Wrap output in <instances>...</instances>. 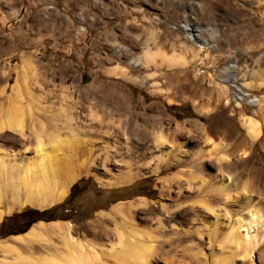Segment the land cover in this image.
I'll use <instances>...</instances> for the list:
<instances>
[{
    "label": "rangeland",
    "instance_id": "1",
    "mask_svg": "<svg viewBox=\"0 0 264 264\" xmlns=\"http://www.w3.org/2000/svg\"><path fill=\"white\" fill-rule=\"evenodd\" d=\"M223 5L222 0H0V121L21 119L26 136L0 132V151L17 154L15 161L19 163V159L35 155L38 131L44 135H41L44 146L47 132L57 133V138L63 141L73 128L71 132L80 145L91 143L88 139L97 143L95 140L106 133L111 139L102 137V144L110 146V151L134 156L131 168L117 161L120 156L115 159L117 163L110 162L104 168L97 165L92 172L73 181L64 198L50 207L33 203L17 206L9 197L2 198L0 243L12 242L25 254L48 256L64 252L58 237L52 238L56 248L40 244L30 247L13 241L14 236L21 234L8 233L13 231L14 224L22 225L23 220L11 218L26 209L46 211L40 214L38 222H68L72 236L87 248L88 242L95 245L102 241L97 239L98 232L105 231L107 238L114 241L111 218L116 215L112 208L139 197L147 198L149 206L133 209L130 214L136 227L144 230L147 223L161 215L159 205L171 208L177 205L175 188L171 191L161 188V179L180 171L183 182L193 178V183L200 185L202 178L204 189L218 186L220 176L229 174L231 184L237 183L236 188L245 182L249 193L264 199V106L261 110L259 107L264 97V0H230L229 13L222 12ZM41 7L45 9L44 22L50 23L52 18L61 23L58 29L54 27L55 37L47 40L54 39L60 47L54 49L43 40L45 48L29 52L31 44H37L45 33L43 28H31L30 23ZM189 15L211 27L217 35L216 38L213 35L218 42L216 51L199 50L179 30L167 28L174 17ZM20 23L25 26L19 27ZM246 42L251 46L242 49L248 53L239 55L233 45L238 47ZM15 44L21 48L17 56L9 52ZM83 47H87L86 52L80 49ZM146 50L176 54L183 60L179 65L177 62L168 65L157 57L147 63L143 57ZM88 54L96 57H87ZM231 54H236L238 80L260 98V105L228 101L227 87L216 75ZM66 111L76 115L77 120L69 121ZM245 116L259 122V139L247 135L242 125ZM178 125L183 127L184 137L191 131L188 135L191 140H179L184 154L180 162H184L162 168L160 158L166 153L163 155L149 146L152 134L170 133ZM203 131L211 141L201 143ZM114 139L119 148L108 144ZM216 142L222 143L218 150ZM80 145L73 164H83L86 159ZM200 147L202 153L196 161L193 155ZM142 148H147L149 155L140 163ZM220 152L229 158L227 162L216 160ZM176 153L169 154L172 161ZM206 156L214 158L208 161ZM155 166L161 169L151 173ZM128 169L138 175L130 182L111 184L118 180L120 172ZM184 205L189 208L192 204ZM238 212L246 214L245 210ZM177 221L178 224V218ZM105 244L108 247L110 242L105 240ZM263 247L255 249L252 264H264L260 261ZM94 248L100 251L97 246ZM99 254L103 255V251ZM175 254L181 255L179 250ZM102 259L113 264L112 259ZM173 262L168 264H179Z\"/></svg>",
    "mask_w": 264,
    "mask_h": 264
},
{
    "label": "bare ground",
    "instance_id": "2",
    "mask_svg": "<svg viewBox=\"0 0 264 264\" xmlns=\"http://www.w3.org/2000/svg\"><path fill=\"white\" fill-rule=\"evenodd\" d=\"M185 26L190 31L187 33L192 34L195 31L190 23L186 22ZM197 48L201 50L200 47ZM175 55L165 54L161 50H146L143 57L147 63L160 57L162 63L172 65L180 62L181 64L183 59ZM259 102L257 104L260 105ZM262 103L259 106L260 110L264 106V97ZM66 112L69 121L77 120L76 115ZM3 120L0 121V132L14 133L20 138L26 137L21 119ZM242 125L249 138L259 139L260 124L254 117H243ZM73 130V128L70 129L69 138L63 141L57 138V133L47 132L44 146L41 143L42 134L38 131L36 135L34 134L36 136L35 155L24 160L19 159V163H16L17 154L0 151V200L9 197L10 201L17 206L33 203L39 205L38 207H50L64 198L68 186L73 181L82 175L89 174L97 165L104 168L110 165V162L122 161L126 168H131L134 160L132 153L121 156L123 154L119 155L115 150L112 152L109 149L110 146L107 145L108 148H106L107 146L102 144L104 142L102 137L111 139L106 133L95 140L97 143L92 141L94 139H88L91 143L83 142L81 146L74 132H71ZM184 132L183 127L178 125L170 133L159 131L152 134V143L149 146L152 145L153 149L159 150L161 154L166 153L163 154L164 158H160L162 168H167L173 163L179 165L184 162H180L184 154L181 153L182 144L179 140H191L188 136L191 131L186 132L185 137ZM202 133L204 137L201 143L211 141L204 131ZM112 141L108 144L113 143L114 149L119 148L117 140ZM221 144V142H216L215 148L218 150ZM79 145L86 159L83 164L77 165L73 164V161L78 155L76 149ZM147 150V148H142L138 162L141 163L148 159ZM171 152H177L175 158L173 156V161L169 158ZM201 153V147L197 148L193 155L196 161L199 160ZM119 156L121 158L116 161V157ZM215 157L218 162H227L229 159L222 152ZM206 158L209 161L214 157L209 159L206 156ZM159 167L155 166L151 173H156ZM182 174L183 171H180L161 179V188H167L170 191L175 188L174 201L177 205L174 208L167 204L159 205L158 211L161 215L150 224L147 223L144 230L136 227L133 216L130 214L133 209H145L149 206L150 202L147 198L139 197L127 204H116L112 208L113 214L116 215L115 218L113 216L111 218L114 222L112 232L114 241L107 238L105 231L98 232L96 233L97 239L102 241L95 245L88 242L89 248H87L72 236L71 224L68 222L54 221L48 224L37 222L24 234L14 236L13 241L30 247L32 244H40L43 247L45 245L56 248L57 245L52 242V238L58 237L64 252L48 256L25 254L12 242L0 243V252L3 255L0 257V264H95L97 262L106 264L102 257L112 259L113 264H168L174 263L173 261L179 264H237L236 260H240L242 264H252L255 249L264 246V202L261 201L262 198L255 193V195L249 193L251 190L247 189L245 182L244 185L236 188L237 183L231 184L232 178L229 174L220 176L221 182L218 186L207 189L202 186V181H204L202 178L200 185H197L193 183V178H188L186 182H183ZM137 175V172L133 173L131 169H128V171L120 172L117 175L118 180L111 184L120 185L130 182ZM187 202L192 204L189 208L184 205ZM238 210H245L246 214L238 215ZM174 212L175 216L172 215ZM1 215L0 211V217ZM117 220L122 223H118ZM105 240L110 242L108 247L104 245ZM94 246L103 251V255H100V251H96ZM178 250L181 254L179 257L175 254ZM260 261L264 262V247L260 251Z\"/></svg>",
    "mask_w": 264,
    "mask_h": 264
},
{
    "label": "built area",
    "instance_id": "3",
    "mask_svg": "<svg viewBox=\"0 0 264 264\" xmlns=\"http://www.w3.org/2000/svg\"><path fill=\"white\" fill-rule=\"evenodd\" d=\"M190 23L195 30L192 34L187 33L190 32L188 27L185 26V23ZM202 25L199 22H196V19L193 16L188 17H174L168 23V29L170 30H179L181 34L188 40L190 43L194 44V46L205 49L206 51L213 50L216 51L218 49V42L215 39L217 35L212 31L211 27L207 25ZM192 28V27H190ZM197 30V31H196ZM205 30V31H204ZM215 34V35H214ZM215 36V38L213 37ZM236 54H231L226 61L227 64H224L220 67L218 74L216 75L217 80L224 84L227 87L228 92V101L233 104H241L242 102L249 103L250 105H257L259 102V97L257 95H253L244 85L238 80L237 77V58Z\"/></svg>",
    "mask_w": 264,
    "mask_h": 264
},
{
    "label": "crops",
    "instance_id": "4",
    "mask_svg": "<svg viewBox=\"0 0 264 264\" xmlns=\"http://www.w3.org/2000/svg\"><path fill=\"white\" fill-rule=\"evenodd\" d=\"M222 2H223V4H225V5H223V8L221 9L222 12L223 13H226V12L229 13V10H231V7L228 6L227 4H229L230 0H222ZM38 12H39L38 13V16H36L34 19L31 20L30 23L32 25L31 24L30 25H31V28L38 29V30L41 29V28H43L44 31H45V33L41 35L40 39L37 41V44H31L30 49L27 50L29 52L30 51L32 52L34 50L37 51L38 49H41L42 47L45 48V46L43 44L45 42H47V40L49 39V37H52V38L55 37V35L53 33L54 27H56V29H58V27H60V24H61V23H55L54 21H52V18L50 19V23L49 22H44L43 21V17H42V13L45 12L44 7L43 8L41 7L40 9H38ZM53 12H55V11H53ZM57 13H58V11H57ZM21 26L24 27L25 25H22L20 23V26L19 27H21ZM49 29L52 30L51 33H47V31H49ZM43 40L45 41L44 43L42 42ZM221 41H223L225 43L224 39H222V38H221ZM47 43H48L47 44L48 46L50 44L54 49H57V48L60 47V45L58 43H56L54 41V39H52L51 41H49ZM48 46H46V49L48 48ZM233 46L238 50L239 55L240 54L242 55L243 53H245V54L248 53V51H245L242 48L243 47L251 46V43L250 42H246L244 44L239 45L238 47L236 45H233ZM19 48L20 47H18V44H15L14 47L9 50V52L12 53V54H15V56L20 55L21 48L20 49ZM86 48L87 47H83V48H80V49L81 50H84L86 52ZM87 57H96V55H94V54H88Z\"/></svg>",
    "mask_w": 264,
    "mask_h": 264
},
{
    "label": "trees",
    "instance_id": "5",
    "mask_svg": "<svg viewBox=\"0 0 264 264\" xmlns=\"http://www.w3.org/2000/svg\"><path fill=\"white\" fill-rule=\"evenodd\" d=\"M74 187H75V184L73 186H71V189L73 190ZM45 212L46 211H41L38 213V211L35 209H26V210H23L17 214H13V216L11 218L12 220L16 219V218H21V220H23V221L21 222L22 225H18V223L14 224L13 225L14 226L13 231H10L8 233V235L13 234V233L14 234H17V233H19V234L23 233L24 234L25 232H27L29 230L31 223L35 222L38 219L41 220L40 214H44ZM51 219L52 218L46 219L45 221H50ZM36 222H38V221H36ZM15 225H18L20 227L15 228ZM2 227H3V225H2Z\"/></svg>",
    "mask_w": 264,
    "mask_h": 264
}]
</instances>
